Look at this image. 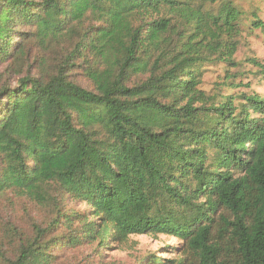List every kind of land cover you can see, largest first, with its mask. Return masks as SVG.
<instances>
[{
	"label": "trees",
	"instance_id": "1",
	"mask_svg": "<svg viewBox=\"0 0 264 264\" xmlns=\"http://www.w3.org/2000/svg\"><path fill=\"white\" fill-rule=\"evenodd\" d=\"M251 7L0 0V197L54 213L31 233L0 221V264L159 234L181 257L138 264H264V95L249 76L264 62L236 59L264 33Z\"/></svg>",
	"mask_w": 264,
	"mask_h": 264
},
{
	"label": "rangeland",
	"instance_id": "2",
	"mask_svg": "<svg viewBox=\"0 0 264 264\" xmlns=\"http://www.w3.org/2000/svg\"><path fill=\"white\" fill-rule=\"evenodd\" d=\"M236 3L247 10L252 9V4L257 3L263 9L261 17L264 19V0H235ZM248 57H256L264 62V33L256 30L249 37H243L241 45L236 54V59L243 61ZM248 70L245 65L240 68ZM220 68H214L206 73V87L210 88ZM253 80L251 89L264 95V78L249 75ZM245 81H247L245 79ZM14 83V82H13ZM66 208L83 212L88 209L86 203L75 201L71 198L62 200ZM54 216L53 207H42L36 202L31 201L23 196L8 195L0 197V221H11L24 233L33 231L35 221L48 224ZM59 230L62 228H58ZM54 232L58 235V231ZM110 248L103 249L101 246L94 244H84L77 248H66L60 254V257L54 264H138L148 254H154L155 257H163L166 260L178 259L181 257L182 241L175 236L159 234L150 235H131L125 242H112L108 245ZM142 262L140 264H145Z\"/></svg>",
	"mask_w": 264,
	"mask_h": 264
}]
</instances>
